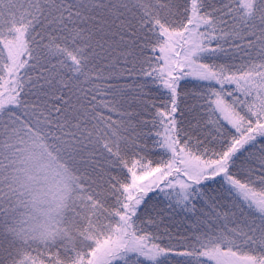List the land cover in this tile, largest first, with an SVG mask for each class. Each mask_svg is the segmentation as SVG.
<instances>
[{"label":"snow or ice","instance_id":"obj_1","mask_svg":"<svg viewBox=\"0 0 264 264\" xmlns=\"http://www.w3.org/2000/svg\"><path fill=\"white\" fill-rule=\"evenodd\" d=\"M0 264H264V0H0Z\"/></svg>","mask_w":264,"mask_h":264}]
</instances>
